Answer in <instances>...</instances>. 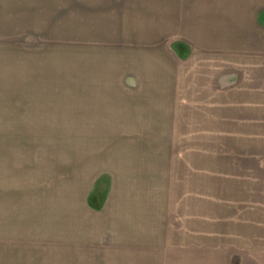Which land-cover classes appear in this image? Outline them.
I'll return each mask as SVG.
<instances>
[{
	"label": "crops",
	"instance_id": "0c3cea01",
	"mask_svg": "<svg viewBox=\"0 0 264 264\" xmlns=\"http://www.w3.org/2000/svg\"><path fill=\"white\" fill-rule=\"evenodd\" d=\"M58 33H91V66L121 67L91 89V121L137 131L104 159L91 242L264 264V0H0V43Z\"/></svg>",
	"mask_w": 264,
	"mask_h": 264
},
{
	"label": "rangeland",
	"instance_id": "374dc122",
	"mask_svg": "<svg viewBox=\"0 0 264 264\" xmlns=\"http://www.w3.org/2000/svg\"><path fill=\"white\" fill-rule=\"evenodd\" d=\"M11 37L0 43V264H155L119 243L91 242L102 235L91 228L102 166L135 148L118 143L136 130L125 134L117 120L101 128L95 112L91 121V89L114 84L121 67L91 66V33L33 35L42 47L30 50Z\"/></svg>",
	"mask_w": 264,
	"mask_h": 264
}]
</instances>
